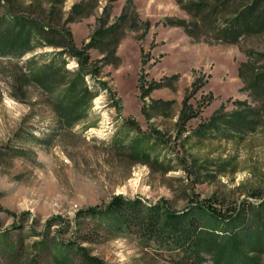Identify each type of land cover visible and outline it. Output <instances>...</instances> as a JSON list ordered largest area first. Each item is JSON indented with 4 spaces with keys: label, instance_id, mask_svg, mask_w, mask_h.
<instances>
[{
    "label": "trees",
    "instance_id": "trees-1",
    "mask_svg": "<svg viewBox=\"0 0 264 264\" xmlns=\"http://www.w3.org/2000/svg\"><path fill=\"white\" fill-rule=\"evenodd\" d=\"M66 1L0 0V58H7L17 69H23L8 72L11 93L16 100L36 104L39 110L36 116L47 109L52 114L54 133L50 138L35 139L39 144L52 143L57 132L71 130L76 125L81 130L93 126L90 124L94 122L88 120L92 102L103 91L108 95L110 106L119 107L115 91L101 75L102 67L119 64L116 49L127 31L141 30L145 34L150 27L148 20H140L134 12L133 0H125L113 21H110L112 6L106 3L95 17L87 41L78 46L69 24L93 15L100 0H76L67 9ZM175 2L188 15V20L164 17L162 22L182 27L195 42L239 44L259 40L264 44V0ZM90 49L97 50L101 57L91 59ZM244 54L245 60L239 63L237 72L243 85L241 90L247 92L250 101L235 99L230 111H225V103L221 104L192 134L202 139L243 143L248 136L264 132V49L246 48ZM26 55L29 56L22 59ZM72 61L75 67H68ZM178 78V74H172L159 80L147 79L141 71L137 89L142 101L140 111L146 121L175 115L174 135L184 143L189 138H182L186 123L197 117L209 102L204 103V96L195 108L189 103L204 85L203 76L194 77L176 114L173 100L150 98L153 90L165 87L174 90ZM28 87L35 88L39 98H29ZM164 134L150 123L147 131L142 130L136 120L124 117L111 139L102 144L119 160L130 165H146L164 175L185 167L178 151L168 150ZM13 150L15 156H34L30 149ZM221 164L223 167L218 173H223L228 163ZM245 192L254 200L249 201L247 197L230 200L226 196L196 200V196H191L182 210L172 209L162 198L148 202L138 196L115 194L103 204L79 208L70 219L52 215L40 231L30 228V232L42 236L34 246L51 264H107L91 254L84 243L128 236L134 237L140 247L174 264L207 261L209 264H264V191L254 188ZM27 214L28 211L21 213ZM55 224H58L56 232L70 233L69 242L47 239L50 227Z\"/></svg>",
    "mask_w": 264,
    "mask_h": 264
},
{
    "label": "rangeland",
    "instance_id": "rangeland-1",
    "mask_svg": "<svg viewBox=\"0 0 264 264\" xmlns=\"http://www.w3.org/2000/svg\"><path fill=\"white\" fill-rule=\"evenodd\" d=\"M75 1L67 0L66 9ZM106 3L112 6L110 21H113L125 0H100L93 15L69 24L78 46L87 41L95 17ZM133 6L138 18L148 20L150 27L145 34L141 30L127 31L116 49L119 64L102 67L101 75L115 91L119 107L110 106L108 95L101 92L93 100L88 118L94 124L86 130L76 125L71 130L57 132L52 143L39 144L35 139L50 138L54 133L52 114L47 109L36 116L39 111L36 104L13 97L8 72L23 69H17L7 58H0V153L3 154L0 156V264H51L34 246L42 236L33 234L30 228L40 231L52 215L70 219L79 208L103 204L115 194L138 196L148 202L162 198L172 209L182 210L191 196H196V200L226 196L230 200L247 197L252 201L246 189L264 191V132L248 136L243 143L202 139L191 133L221 104L225 103V111H230L233 100L250 101L247 92L241 90L237 69L245 60L244 49L262 50L264 44L259 40L239 44L195 42L182 27L162 22L164 17L188 20L175 0H133ZM89 54L91 59L101 57L95 49H90ZM75 65L73 61L67 64ZM141 71L147 79L155 80L179 75L174 90L165 87L150 94V98L173 100L174 114L178 113L194 77L203 76L204 85L189 103L195 108L204 96V103L209 102L197 117L186 123L182 138H189L184 143L174 135L175 115L167 119L155 117L149 122L142 115L137 89ZM27 94L32 100L39 98L33 87L27 88ZM124 117L136 120L142 130L147 131L148 123L162 129L168 150L178 151L185 167L161 175L146 165H130L109 154L102 143L111 139ZM14 148L30 149L34 156H15ZM223 162L228 163L225 171L218 173ZM23 211L29 214L22 216ZM57 228L58 224L50 227L47 239L69 242L70 233L56 232ZM84 245L107 264H174L140 247L132 236Z\"/></svg>",
    "mask_w": 264,
    "mask_h": 264
}]
</instances>
